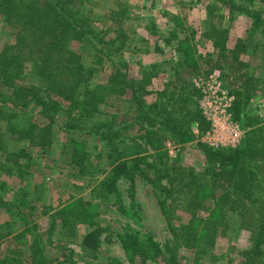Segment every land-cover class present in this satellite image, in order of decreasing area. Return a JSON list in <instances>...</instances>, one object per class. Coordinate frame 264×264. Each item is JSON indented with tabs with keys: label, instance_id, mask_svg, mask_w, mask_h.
<instances>
[{
	"label": "rangeland",
	"instance_id": "obj_1",
	"mask_svg": "<svg viewBox=\"0 0 264 264\" xmlns=\"http://www.w3.org/2000/svg\"><path fill=\"white\" fill-rule=\"evenodd\" d=\"M34 1L43 2L20 0L19 5H14L5 0L0 11V57L16 54L17 44L27 46V40L20 34L25 32L24 25L15 19L24 13L23 7ZM60 3L64 17L71 15L84 20L92 33L77 37L78 33L66 26L56 24L52 29L48 26L34 43L36 56L31 58L28 51L21 56L23 66L15 70V81L43 85L61 100L59 82L48 80V75L56 73H50L53 58L62 57L64 63L73 64L75 74L83 75L80 83L92 88L104 86L120 71L123 76L117 79L123 85L130 80L138 82L148 103L164 105L176 115L189 111L182 122L192 135L188 143L179 142L160 123L152 128L155 134L146 138L148 124L131 120L133 106L128 86L124 95L114 96L103 105L94 120L114 122L120 127L132 125L124 130L116 145L122 160L131 166H136L139 159L141 163L128 177L118 180V191L125 208L138 211L143 227L161 245L166 258L170 256L166 246L171 245L177 246L175 254L187 264H245L254 257L250 251L254 250L260 230L256 219H261L264 213V0H60ZM34 14L38 20L55 17L57 22L55 13L43 3ZM36 30L40 31V27ZM52 41L58 45V51L47 60L49 51L41 46ZM90 69H94L92 75L88 74ZM217 71L223 89L235 99L241 93L239 118L231 108L232 120L243 131L234 147L215 148L208 143V135H214V126L201 107L205 96L202 88L215 91L211 81L204 83ZM0 89L12 95L7 85L0 84ZM81 92L82 89H77L78 97ZM9 97L6 102L0 100V197L16 203L23 199L21 215L25 221L16 220L0 208V260L6 261L12 255L27 258L31 241L38 235L44 252L62 261L60 264H99L108 258L116 260V264H132L119 235L128 225H137L104 199L100 188L110 169L105 143L78 129L86 125L84 121H78L76 129L67 133L68 119L62 114H56L57 120L50 123L33 101L21 104L13 101L15 95L12 101ZM199 112L209 124L206 130H200L199 118H195ZM49 124L51 129L47 127ZM25 129L31 139L16 140ZM258 137L260 142L255 140ZM240 147L250 148L256 155L244 156L247 167L244 174L248 177L245 191L257 199L255 204L243 192L223 188L214 176L222 162L210 158V148L233 151ZM257 148L260 153L255 152ZM9 152L20 156L19 165L9 160ZM239 166H243L242 160ZM153 183L180 189L167 200L169 218L163 213ZM215 207L219 214L212 247L217 258L204 259L202 248L197 250L192 241L197 223L186 232L183 228L198 214L207 216ZM63 211L70 218L67 227H63ZM100 226L107 230L99 236L100 252L96 256L84 244V236ZM172 226L185 235L177 238ZM201 237L202 244L204 236ZM5 261L1 264L10 260ZM258 262L264 264V246ZM160 263L166 264L164 260ZM135 264L158 263L142 257Z\"/></svg>",
	"mask_w": 264,
	"mask_h": 264
},
{
	"label": "trees",
	"instance_id": "obj_2",
	"mask_svg": "<svg viewBox=\"0 0 264 264\" xmlns=\"http://www.w3.org/2000/svg\"><path fill=\"white\" fill-rule=\"evenodd\" d=\"M7 1H10L14 5L20 4L18 3L20 0ZM23 1L25 2L26 0ZM4 2L5 0H0V11L3 9ZM42 3L55 13L57 16V22L55 21V17H53L52 20H38L36 18L34 12L37 10V8L40 9V5ZM60 7V0H43V2L34 1L27 7H23L21 9L25 14L23 13L18 19H15V21L18 24L22 22L24 25L25 32H21L20 34L22 38L27 40V42H25L27 43V46L21 43L17 44L14 48V52L16 54L12 56L6 55L5 57H0V84L3 83L12 89V95H15L13 98L14 102L26 104L30 101H33L35 107L41 111L42 115L47 118L50 123L57 120L56 114H62L64 119H68L66 123L67 133H72L76 129V126H78V121L81 120L86 123L84 127L82 126L78 128L81 132H85L88 135H93V137L105 143L109 152L108 165L110 169L108 177L101 183L100 188L105 195V198H103L111 201L113 206H115L122 215L127 216L131 222H135L137 225H128L125 227V231L119 235L121 243L126 251V255L132 264H135L137 260L139 258L141 259L142 257L143 260L146 258H151L158 264H161L160 261L162 260H164L166 264H187L175 254L174 251L177 246H166V250L169 251L170 254L169 258H166L161 245L143 227L141 219L138 215V211L135 208L127 210L123 205L122 198L118 191V180L120 178L128 177L134 172V168H139L141 160L139 159V161L136 162V166H131L127 161L122 160L117 149L116 141L122 136L124 130L131 128L132 125L125 124L123 127H120L114 122L108 123L107 121L94 120V117L96 114L102 112V106L108 104L114 96L124 95L126 93L125 86H128L131 89V102L133 106L131 120L136 123H141L142 121L143 123L148 124L150 129L146 131V138L149 139V136L155 134V131L152 128L155 126V124L160 123L168 131H170L171 134L175 135L179 142L188 143L192 140V135L188 129L184 128L182 122L185 114L189 111L184 110V113L176 115L175 112L167 111L164 105L160 107L161 105L159 106L158 103H148L145 99H143L140 93L141 90L138 86V82L130 80L123 85L117 79L119 76H123L120 75V71H117L118 74L112 79L110 84L104 86L98 85L95 88H92L87 83H80L84 79L83 75L79 74L80 72L75 74L73 72V64H71L69 61L64 63L62 61V57L53 58L50 73H56L54 75H48V80L57 79V82H59V95L61 100H58V97L54 93H51L48 89H45L43 85H23L15 81V70L23 66L20 62L21 56L25 54L26 51L29 52L31 58L36 56L34 43L40 39L39 36H43V34L40 33L48 26L51 29L56 24L61 25V27L66 26L67 28L76 31L78 33L77 37L86 36V34L92 33L90 27H88L84 20L75 18L71 15L64 17V15L61 13ZM29 13H32L33 15H28ZM37 27H40V31L38 32L36 30ZM57 46L58 45L55 44V41H52L50 44L47 42L46 44H42L41 48L44 51H49L47 60L49 59L50 54L53 55L57 53ZM239 46L240 45H237V47ZM233 53L237 52L234 51ZM36 65H39L38 60ZM93 72L94 69H90L88 74L92 75ZM84 81H87V79ZM77 89H82L81 96L79 97L77 94ZM12 95L6 94L4 90L0 89V100H4L6 102L7 96H10L12 101ZM240 95L241 93H237V98L235 99L232 107V111L234 112L236 118H239L237 113L240 112L239 110L241 107ZM62 102H67V105L64 106ZM185 107L187 106H184V109ZM1 111L2 110L0 107V113ZM195 118H199L197 121L200 122V130H206L209 128V124L202 116L201 112L195 113ZM47 127L50 129L52 128L50 127V124L47 125ZM26 129L20 134V136L16 138V140L31 139ZM255 140L256 142H260L261 138L258 137ZM250 141L252 142L253 139ZM251 150L252 149L250 148L242 147L234 149L233 151L224 149L213 150L210 148L209 156L213 160H221L222 162L220 165L221 168L214 174V176L220 180L221 186H223V188L233 187L237 191L243 192L244 194L242 195L251 203L255 204L257 199L251 196V193H247L245 191L248 177H245L244 174L247 170V167L244 164V162H246V158L244 159V156L246 154L250 156L251 153H254V151ZM255 152L260 153V150L257 148ZM8 154L10 157L9 160L13 161L16 165H19L17 159L20 158V156H17V153L14 152H9ZM262 154L264 155V149ZM254 156L256 157L255 153L250 157L255 158ZM241 160L243 166L240 167L239 164L241 163ZM153 184L157 197L161 199L160 204L163 213L169 218L170 205L167 203V200L173 198L175 193H178L180 189L158 186L156 183ZM237 196H240V194H237ZM23 203H25L23 199L20 201V203H16V201H6L0 197V208H4L5 211L10 214V216L19 221H25V217L21 215V206ZM217 209V207L213 208L207 216L202 213L198 214L197 218L191 219L189 224L185 226L186 229L185 227L183 228L184 232H186L192 224L197 223V226L194 227L195 230L193 231L194 235L192 236V241L195 243L197 250L202 248V251L204 252V259L206 256H212V259L217 258L216 254H214V247H212L215 244L217 232L216 220L218 219L217 217L219 214V209ZM67 213V211H63L62 214L63 227H67L68 223L70 222L69 216H66ZM256 220L260 224L258 225L260 229L259 239L257 238V242H255L254 250L250 251L252 254L251 256L254 257H250L245 264H258V256L262 254V249L264 246V213L261 215V219L257 217ZM52 225H54V223ZM52 225L50 227L51 232L53 230ZM106 230V228L100 226L98 228H94L84 236V244L89 245L91 247V251L96 256L100 252L99 236ZM171 230L177 238L183 237V235H185L184 232L181 233L175 230L173 226L171 227ZM201 236H204L202 244ZM8 260H10L8 264L62 263V261L54 259L44 252L38 235H35V239L31 241L29 256L27 258L16 257L15 255H12L8 256L6 261L0 260V264L4 261L7 263ZM99 264H116V260L108 258L106 262H100Z\"/></svg>",
	"mask_w": 264,
	"mask_h": 264
},
{
	"label": "built area",
	"instance_id": "obj_3",
	"mask_svg": "<svg viewBox=\"0 0 264 264\" xmlns=\"http://www.w3.org/2000/svg\"><path fill=\"white\" fill-rule=\"evenodd\" d=\"M219 75L220 72L217 71L214 77L212 76L213 78L211 77L208 82H203L206 85L210 83V81L215 84L214 92L210 89L205 91L202 88L205 96L201 103V107L206 119L210 120L214 126V135H208V143L215 148L220 146L234 147L239 144L241 140L240 136L243 131L241 126L232 120L231 108L235 98L221 87V82L218 80Z\"/></svg>",
	"mask_w": 264,
	"mask_h": 264
}]
</instances>
